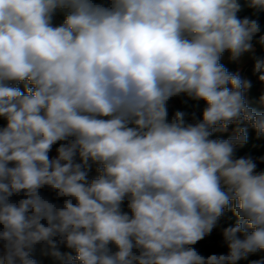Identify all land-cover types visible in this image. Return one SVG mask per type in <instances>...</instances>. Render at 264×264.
I'll return each mask as SVG.
<instances>
[{
  "label": "clouds",
  "instance_id": "clouds-1",
  "mask_svg": "<svg viewBox=\"0 0 264 264\" xmlns=\"http://www.w3.org/2000/svg\"><path fill=\"white\" fill-rule=\"evenodd\" d=\"M245 5L264 12V0H0L3 264H37V245L62 264H237L264 250V170L236 155L240 125L264 137V111L220 62L252 53L264 84V35L238 17ZM181 95L204 101L200 120L169 119ZM230 125L235 136L212 138ZM226 211L228 252L204 257L193 246Z\"/></svg>",
  "mask_w": 264,
  "mask_h": 264
},
{
  "label": "trees",
  "instance_id": "trees-1",
  "mask_svg": "<svg viewBox=\"0 0 264 264\" xmlns=\"http://www.w3.org/2000/svg\"><path fill=\"white\" fill-rule=\"evenodd\" d=\"M100 2V0H98ZM242 5L244 4V0H241ZM66 12L64 11L63 14L61 15L60 23L63 22L64 17H65ZM250 17V18H258L259 23L261 25V33L258 35H264V12L260 13H255V11L251 8H248L246 5L242 7V10L238 13L239 18H244V17ZM59 23V24H60ZM227 52V51H226ZM225 52V53H226ZM255 56H261L264 55V50L261 49L259 45L256 46L255 48ZM251 63H254V60H251ZM250 63V64H251ZM249 66V65H248ZM226 68L229 72L231 73H237V68H236V63L234 61H228L226 63ZM241 78L245 80L251 81V87L246 90L247 96H246V102L248 105L257 111H264V107L261 106L259 102V98L262 94V91L259 88V85L256 81V78L250 73L249 67L244 68L241 71ZM19 87L23 91L24 89V84H20ZM179 99L178 97H174L169 101V107L170 104L176 100ZM200 102V101H198ZM169 114H170V109H169ZM4 126L3 119H0V127ZM240 126H247L248 127V139L245 146L251 148L252 150L261 153L260 157H264V137L257 138L255 130L250 126V125H240ZM237 126H231L230 129L231 132L227 134L226 136H223L225 139L235 136L237 133L235 132V128ZM50 156H52V152L50 153ZM11 166V165H10ZM264 170V163H261L260 161L257 162V171H262ZM98 173H96L95 178L97 177ZM40 193L43 197L47 198L50 200L49 195H54L56 194L48 189L47 187L42 188L40 190ZM23 198L22 194L20 196H13L11 197L12 202H17L19 199ZM64 198H59V202L57 204H62ZM51 201V200H50ZM75 203V201H74ZM124 211H127V203L125 202L123 206ZM237 222V217L234 215L232 211H228L227 215H223L218 222V226L220 227V232L215 233L214 235L207 236L204 240L199 241L197 244H195L193 247L196 248V250L203 255L204 257H208L209 255L212 254H227L223 248L219 246L220 243L223 242V236H222V230L228 226H234L235 223ZM45 251H48L47 248L41 247V246H36L34 251L31 254V258H36L40 253H43ZM242 260V259H241ZM241 260L237 261L239 263ZM0 264H3V261L0 260Z\"/></svg>",
  "mask_w": 264,
  "mask_h": 264
},
{
  "label": "crops",
  "instance_id": "crops-1",
  "mask_svg": "<svg viewBox=\"0 0 264 264\" xmlns=\"http://www.w3.org/2000/svg\"><path fill=\"white\" fill-rule=\"evenodd\" d=\"M97 2H98V0H97ZM63 12L64 11L58 10L57 13L55 14L54 19H53V23L55 25H58L60 23L61 15L63 14ZM252 56H253L252 53H248L247 59L245 60L243 65L240 64L239 61L235 62L236 63V68H237V73H239L240 76H241V71L244 68L246 69V67H249V71L253 75L252 69H253L254 63H251ZM229 57H230V53L226 52V53L223 54V56L221 58L220 62L225 67H226V63L228 61H230ZM253 76L256 78V81H257V83L259 85L260 90L262 92H264V84H261L258 81V79H257V77L255 75H253ZM246 96H247V93L245 91V93H244L245 99H246ZM205 106L206 105H205L204 101H200V102L194 101V100L189 99L188 97H186L184 95H181V96H179L178 100H176V101H174V102H172L170 104V107H169V109H170L169 119H171V116H172L174 111L181 110V111H185V112L188 113V117H187V121L188 122H190V121L195 122V121L200 120L202 118V111H203ZM0 119H3V118H0ZM231 126H235V125H231ZM230 132H231V129H230V126H229L228 130L226 132H216V133H214L212 138H214V139H216V138L225 139L223 136H226ZM58 146H59L58 144L53 146L52 157H55V155H56L55 149ZM236 155H237V157L250 155L254 159H256V162H258L259 161L258 158L261 156V153L256 152V151L252 150L251 148L243 145V146H238L237 147ZM96 167H97V165H95V164L92 165V169L89 172V176H88L89 181H91V179L95 178L96 173H97L96 172ZM49 198L54 203H58L59 202V198H57L54 195H49ZM227 214H228V211L225 212V215H227ZM214 230H215V233H219L220 232V227L218 226V224H217V227ZM248 231L250 232V231H252V229H248ZM241 238H242V236H241ZM37 246H41V245H37ZM219 246L221 248H223L226 253L228 252V249H227L226 245L223 242L220 243ZM41 247H43V246H41ZM110 247H111L113 252L116 251L114 246L110 245ZM2 249H3V247H2ZM2 249L0 250V255L1 256H3V254H4V252H3L4 250H2ZM59 251L62 254H70L72 256L76 255V253L73 250L68 249L66 246H64L62 244L59 245ZM34 260H36L37 264H62V261L60 259H57L56 257L52 256L50 254L49 250L45 251L43 253H40L36 258H34ZM260 260H264V250L257 251L254 254H249L247 256V258L242 259L237 264H252L253 261H260Z\"/></svg>",
  "mask_w": 264,
  "mask_h": 264
},
{
  "label": "rangeland",
  "instance_id": "rangeland-1",
  "mask_svg": "<svg viewBox=\"0 0 264 264\" xmlns=\"http://www.w3.org/2000/svg\"><path fill=\"white\" fill-rule=\"evenodd\" d=\"M247 55H248V53L244 54V56L240 59V61H239L240 64H242V65L244 64L245 60L247 59ZM242 65H241V66H242ZM5 122H6V121L3 119V123H4V125H5ZM2 247H3V242L0 243V250L2 249ZM2 250H4V248H3ZM3 252H4V251H3ZM0 256H1V255H0Z\"/></svg>",
  "mask_w": 264,
  "mask_h": 264
},
{
  "label": "built area",
  "instance_id": "built-area-1",
  "mask_svg": "<svg viewBox=\"0 0 264 264\" xmlns=\"http://www.w3.org/2000/svg\"><path fill=\"white\" fill-rule=\"evenodd\" d=\"M189 123H194V122L190 121ZM214 234H215V230H213L212 233H211L210 235H214ZM210 235H208V236H210ZM206 237H207V236H206ZM206 237H205V238H206ZM205 238H204V239H205ZM204 239H203V240H204Z\"/></svg>",
  "mask_w": 264,
  "mask_h": 264
},
{
  "label": "water",
  "instance_id": "water-1",
  "mask_svg": "<svg viewBox=\"0 0 264 264\" xmlns=\"http://www.w3.org/2000/svg\"><path fill=\"white\" fill-rule=\"evenodd\" d=\"M5 124H6V122H5Z\"/></svg>",
  "mask_w": 264,
  "mask_h": 264
}]
</instances>
